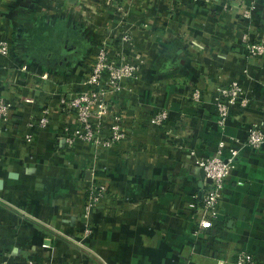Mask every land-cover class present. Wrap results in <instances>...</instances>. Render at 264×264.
Returning a JSON list of instances; mask_svg holds the SVG:
<instances>
[{
  "label": "crops",
  "instance_id": "1",
  "mask_svg": "<svg viewBox=\"0 0 264 264\" xmlns=\"http://www.w3.org/2000/svg\"><path fill=\"white\" fill-rule=\"evenodd\" d=\"M245 29L231 0H0L8 43L0 95L14 104L0 132V262L234 264L243 250L264 264V143L245 144L252 127L264 130V55L245 57ZM249 32L264 36V0ZM106 41L140 64L138 77L110 96L131 142L69 146L58 99L85 87V69ZM233 80L248 103L232 105L219 130L212 95ZM194 89L202 104L189 97ZM43 105L50 124L30 125ZM163 108L177 136L151 122ZM220 141L224 156L237 152L235 166L213 225L196 234L204 189L196 158L214 156ZM93 182L112 196L91 211L92 232L82 236Z\"/></svg>",
  "mask_w": 264,
  "mask_h": 264
},
{
  "label": "built area",
  "instance_id": "2",
  "mask_svg": "<svg viewBox=\"0 0 264 264\" xmlns=\"http://www.w3.org/2000/svg\"><path fill=\"white\" fill-rule=\"evenodd\" d=\"M256 0H231V7L237 10L240 18L245 23L246 29L242 36L245 57L260 59L264 55V36L252 38L249 29L253 20V10ZM228 4H225L227 7ZM123 43H130V35H122ZM121 50H110L109 42H104L93 55V60L85 69L83 80L84 88L65 95L58 99V109L63 114V120L59 123V130L65 143L74 146L77 143L90 144L95 151L106 150L113 146H125L131 142L130 137L123 128L121 114L114 111L110 100L111 94L123 90L126 87L123 82L128 79H136L140 70V64L131 62L126 53ZM8 54V43L0 39V55ZM194 102L202 104V94L199 89H194L189 96ZM214 107L218 110V123L223 124L230 107L236 103L246 106L248 97L242 85L233 80L228 84L216 86L212 95ZM14 104L0 95V132L4 126L11 122ZM51 109L43 105L39 109V115L32 117L29 124L37 127H46L51 122ZM168 117V110L161 109L156 112L151 122L160 125ZM30 134L26 135L30 139ZM264 143V130L254 127L249 133L245 144L257 148ZM220 141L219 148L214 156L209 158H196L197 166L204 171V178L200 186L204 187L202 203L197 209L196 234L209 229L213 225V219L218 212V205L223 195L224 180L234 169L237 152L230 150V154L224 156ZM193 154V152H191ZM210 179L207 182L206 179ZM112 193L105 185L91 183L85 190L84 217L85 236L92 232L91 225L86 222L91 211L99 208L105 199ZM0 264H11L2 261ZM24 264H34L32 260ZM234 264H258L256 257L247 251L235 253Z\"/></svg>",
  "mask_w": 264,
  "mask_h": 264
},
{
  "label": "rangeland",
  "instance_id": "3",
  "mask_svg": "<svg viewBox=\"0 0 264 264\" xmlns=\"http://www.w3.org/2000/svg\"><path fill=\"white\" fill-rule=\"evenodd\" d=\"M215 108V114H216V117H215V125H216V127L219 129V130H221V129H223L224 128V126H225V124H226V120H227V118H228V116H229V114H230V109L228 110V115L226 116V119H225V121L223 122V124H219L218 123V113H217V109H216V107H214ZM163 109H165V108H163ZM161 110V109H160ZM160 110H158V111H160ZM166 111H167V109H165ZM157 111V112H158ZM166 121V120H165ZM165 121H163L160 125H158V124H155L156 126H158V127H160V128H162L164 131V135L165 136H177V132L179 133L181 130L179 129L178 131L177 130H172L171 128H169L166 124H165ZM254 127H256V126H254ZM254 127H252L250 130H249V132L254 128ZM262 129V128H261ZM185 132L186 133H190V129H185ZM248 132V133H249ZM183 136H185V134L184 133H181ZM180 136V135H179ZM94 168H95V166H93ZM82 236H85L84 235V233L82 234ZM72 241H74V244L75 243H79V241H77V240H72Z\"/></svg>",
  "mask_w": 264,
  "mask_h": 264
},
{
  "label": "water",
  "instance_id": "4",
  "mask_svg": "<svg viewBox=\"0 0 264 264\" xmlns=\"http://www.w3.org/2000/svg\"><path fill=\"white\" fill-rule=\"evenodd\" d=\"M199 172H200V173H199V174H200V178L203 179V178H204V171H203V169L200 168ZM206 181H207V182H210V179L208 178V179H206Z\"/></svg>",
  "mask_w": 264,
  "mask_h": 264
}]
</instances>
